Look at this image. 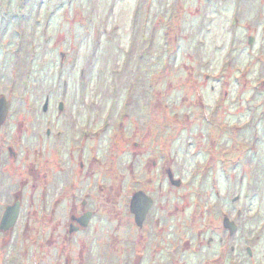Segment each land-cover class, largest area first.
<instances>
[{
  "label": "rangeland",
  "instance_id": "obj_1",
  "mask_svg": "<svg viewBox=\"0 0 264 264\" xmlns=\"http://www.w3.org/2000/svg\"><path fill=\"white\" fill-rule=\"evenodd\" d=\"M239 1L0 0V97L8 95L10 101L8 144L19 142L23 158L19 169L29 168L25 158L34 146L30 140L24 145V139L38 136L46 128L45 119L57 115L59 90L64 86L66 96L60 97L66 98V111L59 114L61 129L75 133L86 125L96 136L86 156L96 161L101 153L104 172L113 171L114 179L104 178L103 183L110 187L105 193L114 211L122 210V202L135 187V171L150 173L152 166L145 164L148 159L187 168L189 176L197 170L192 181H210L206 188L193 191L202 190L212 212L228 217L237 227V238L230 241L236 247V261L228 264H264V73L256 72L264 61V0ZM241 5L243 28L232 34L238 42L239 37L252 36V48L249 43L238 48L231 59L232 67H242L243 73L224 72L215 81L212 77L219 63L230 60L228 16L239 12ZM246 23L248 30H241H246ZM209 51H217L213 62ZM243 67H250L252 73H244ZM198 89L210 117L213 100H219L217 117L208 122L196 103ZM47 97L50 110L43 114ZM194 116L200 121L193 122ZM132 135L141 140L134 154L142 165L136 168ZM4 141L0 138V144ZM218 149L219 158L215 157ZM58 169L62 173L69 166L58 163L54 167L57 179ZM100 172L94 170V180ZM186 197L190 208L192 198ZM59 203L54 193L50 212ZM24 205L27 210L29 203ZM34 209L31 216L21 214L7 248L0 245V264L32 263L31 249L41 228L38 204ZM107 211L99 209L103 216L92 220L93 232L77 235L72 257L83 246L92 255L90 264H97L99 242L113 243L111 238L123 237L116 231L115 216ZM103 225L107 239L98 236L104 234ZM27 246V253L13 261L16 250ZM103 246H109L111 256L101 250L102 262L124 258L114 249L123 247L118 241L114 248ZM209 250L204 258L212 257L219 247ZM190 254L187 248L174 246L175 259L167 264H194V259L200 264L196 256L190 260Z\"/></svg>",
  "mask_w": 264,
  "mask_h": 264
},
{
  "label": "flooded vegetation",
  "instance_id": "obj_2",
  "mask_svg": "<svg viewBox=\"0 0 264 264\" xmlns=\"http://www.w3.org/2000/svg\"><path fill=\"white\" fill-rule=\"evenodd\" d=\"M238 3H242V0ZM239 10L241 12H231L228 16L225 28L229 33L230 44H232V49L227 52L230 60H227L224 65L222 62L219 63L212 77L215 81L224 72L243 73L242 67H232L234 62L231 59L238 48H244L248 43V47L252 48L250 45L252 36L249 35L247 39L239 37L240 41L238 42L237 36L232 34L236 28H243L239 22H243L241 18L245 17L242 12V5ZM246 27V30H241L247 31L248 23H246ZM226 49H228L227 46ZM216 52H208L211 54L208 57L212 58V62ZM212 62L208 63L210 67H212ZM243 69L244 73H252L250 67H243ZM256 70L257 73H264V61L256 66ZM205 78H209V76L206 75ZM210 89L215 90L214 87ZM61 95L66 96V87L64 86L59 90L57 115L52 119L50 117L45 119V130L40 131L38 136H30L23 141L24 145H27L29 140L34 145L31 151L27 153L28 156H31L25 158V161L29 162V168L26 167L24 172L19 169L23 160L18 150L19 142H12L11 140L8 144L10 101L8 95L0 97V103L6 104L5 115L0 123V129H2L0 138L5 140L1 142L4 145L0 144V245L7 248L12 230L15 228V224L19 222L21 214L26 212L31 216L32 212L35 213V204H38L41 228L37 232V242L31 249L29 259L31 264H73V261L79 264H90L92 255L89 251L82 246L75 258L72 257L74 253L72 246L76 243L78 234L93 232L92 220L95 217L103 216L99 209H108L107 212L115 216L114 222L118 224L116 231L122 232L123 237L120 240L116 237L111 238L113 243L103 241V239L99 242L97 258L100 262H96L97 264H167L175 259L173 251L174 246L177 245L179 248L182 246L187 248L191 252L190 260L196 256L200 264H228L231 261H236V247L230 241H235L237 238L235 236L237 227L228 217L220 218L216 211L212 212V206L207 202L209 199L204 196L202 190L193 191L195 187L206 188L210 181L207 179L200 183L198 180L192 181L191 178L196 179L198 176L197 170L193 176H189L187 168L178 169L168 161L162 163L160 160L157 163L152 160L150 162L148 159L145 164L152 166L150 173L141 170L135 171V187L131 194L126 197V200L122 202V210L120 212L114 211L115 209L109 205L113 202L107 198L105 193L110 187L103 183L104 178L114 179L113 171L105 169L104 172L101 153H98L99 158L96 161H93L95 159L93 156H86L87 152H91L92 140L96 137L89 127L85 125L79 132L75 133H67L65 129H61L59 114L66 111V98H61ZM195 96L198 108H202L201 117L203 119L208 105H206L199 89L195 90ZM218 107L219 100L216 98L212 103L211 110L213 113L211 117L216 116ZM49 110L50 102L47 97L41 107V112L45 114ZM211 117H206L205 121L208 122ZM196 121H200V117L194 116L193 122ZM5 129L6 131H4ZM132 137L134 138V154L140 149L141 140L137 135H132ZM208 139L211 140L212 137ZM212 142L215 143V140ZM148 147L150 148L151 145L148 144ZM219 152L218 149L215 157L219 158ZM133 159L135 168L142 165V162L139 165L138 155L134 154ZM228 159L225 158L224 161ZM58 163L68 165L69 169L62 173L61 169H58L57 179L54 175V167ZM213 166L215 165L213 164ZM94 170L101 171L96 180L93 179ZM210 171L214 172L212 169ZM142 176H144V180H142ZM182 179L185 180L184 184ZM24 187L26 188L24 189ZM116 188L121 190V186ZM54 193L58 196L60 203L50 212L48 206ZM141 194L151 199V205L136 221L135 216L130 211V204L134 195ZM186 195L192 198L190 208L186 202ZM27 202L29 206L26 210L24 204ZM14 206L16 207L14 226L1 229V221L7 209ZM185 217L187 220L183 223L176 222ZM110 220L108 218L109 222ZM83 224L85 225L82 226ZM105 227L103 225L104 234L101 232L96 234L101 238L105 235L107 239ZM24 228L26 231L29 229L28 226ZM116 241L123 247L114 248ZM109 244L113 246L112 248L117 251L119 256H124L122 260L102 262L101 250H104L106 256H111L109 246H103ZM214 245H217L219 250L213 252L212 257L204 258L205 252L210 251L209 249L213 248ZM23 251L16 250L15 255L11 253L13 255L12 260L16 261L17 258L24 256L28 251V246ZM245 251L249 256L252 255L249 247H246ZM5 254L8 258L7 250ZM193 263H197L195 259Z\"/></svg>",
  "mask_w": 264,
  "mask_h": 264
},
{
  "label": "water",
  "instance_id": "obj_3",
  "mask_svg": "<svg viewBox=\"0 0 264 264\" xmlns=\"http://www.w3.org/2000/svg\"><path fill=\"white\" fill-rule=\"evenodd\" d=\"M264 87V82H263ZM5 106L6 104L0 103V123L3 120V117L5 115ZM151 205V199L149 197H146L144 194L141 195H134L131 200L130 204V211L135 216V220L138 221L142 215L144 214L147 209H149ZM16 221V207L8 208L7 212L4 215V218L2 219L1 223V229H7L14 226V223ZM83 224L82 226H84Z\"/></svg>",
  "mask_w": 264,
  "mask_h": 264
}]
</instances>
